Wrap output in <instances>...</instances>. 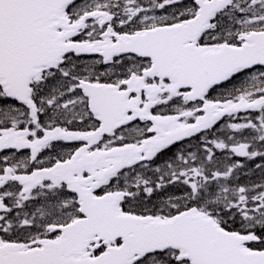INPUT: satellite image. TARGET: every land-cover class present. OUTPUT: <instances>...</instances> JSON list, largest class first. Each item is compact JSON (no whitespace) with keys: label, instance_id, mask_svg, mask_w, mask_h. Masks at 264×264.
Returning a JSON list of instances; mask_svg holds the SVG:
<instances>
[{"label":"snow or ice","instance_id":"1","mask_svg":"<svg viewBox=\"0 0 264 264\" xmlns=\"http://www.w3.org/2000/svg\"><path fill=\"white\" fill-rule=\"evenodd\" d=\"M0 264H264V0H0Z\"/></svg>","mask_w":264,"mask_h":264}]
</instances>
